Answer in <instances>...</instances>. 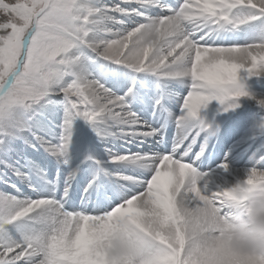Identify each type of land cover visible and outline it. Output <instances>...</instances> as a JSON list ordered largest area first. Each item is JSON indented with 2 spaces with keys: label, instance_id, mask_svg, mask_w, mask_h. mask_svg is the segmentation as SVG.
I'll list each match as a JSON object with an SVG mask.
<instances>
[{
  "label": "snow or ice",
  "instance_id": "1",
  "mask_svg": "<svg viewBox=\"0 0 264 264\" xmlns=\"http://www.w3.org/2000/svg\"><path fill=\"white\" fill-rule=\"evenodd\" d=\"M253 78L264 89V0H0V264H113L117 233L139 246L124 264H223L220 222L264 189V145L218 181L232 165L202 169L217 131L202 110L264 112ZM60 108L53 143L38 132ZM77 119L109 145L82 181L19 162L44 147L69 164Z\"/></svg>",
  "mask_w": 264,
  "mask_h": 264
},
{
  "label": "clouds",
  "instance_id": "2",
  "mask_svg": "<svg viewBox=\"0 0 264 264\" xmlns=\"http://www.w3.org/2000/svg\"><path fill=\"white\" fill-rule=\"evenodd\" d=\"M243 195V202L232 204L227 219L221 220L219 225L217 247L223 264L264 257V189H253ZM107 251L113 264H124L139 251V246L135 240L117 233Z\"/></svg>",
  "mask_w": 264,
  "mask_h": 264
},
{
  "label": "rangeland",
  "instance_id": "3",
  "mask_svg": "<svg viewBox=\"0 0 264 264\" xmlns=\"http://www.w3.org/2000/svg\"><path fill=\"white\" fill-rule=\"evenodd\" d=\"M249 85H250V87H251V90L257 95V96H264V89H260V88H257V87H255L254 89L252 88L253 86V84L252 83H249ZM244 100H247L248 102H249V100L248 99H244ZM252 103H254V104H256L253 100H250ZM250 103V102H249ZM211 104H213V105H217L218 106V108L219 109H217L218 111H220L221 112V106L217 103V102H211L208 106H210ZM243 108H245L246 109V106L245 107H243ZM216 111L214 110V112L213 113H215ZM206 113H207V111H206ZM58 115L60 116V115H64V118H62V122L64 123V120H65V113H64V110H63V108H60V109H58L55 113H54V116H53V118L52 119H50V120H48V121H46L45 123H44V127L47 125V126H50L49 125V121L51 122V127H50V130L51 131H58V132H61V127L63 126V124L60 122L61 120H58ZM213 115V114H212ZM242 115H245V113H242ZM206 116H208L207 114H206ZM52 117V116H51ZM54 117H56V118H54ZM54 120H58L59 121V123H56ZM257 120H258V122H259V117L257 118ZM230 121H232V119L230 120ZM229 121V122H230ZM53 125L55 126V127H53ZM170 125V124H169ZM168 125V126H169ZM244 125H246V124H244ZM173 126H175V125H173ZM241 129H240V128ZM73 131H72V135H75V136H78V138H74L73 136H72V141H71V147H70V152L71 151H77L78 153H81V154H85V159H87L88 157H92V151H94L95 152V154L94 155H96L98 158H102L103 156H105V154H107V153H105V154H103L101 151H99V148H102V149H105L107 152H108V147H109V145H108V142L106 141V140H101L97 135H96V133L92 130V128L88 125V124H86L82 119H77L76 121H74V123H73ZM237 128L238 129H240V131L242 132V126H237ZM243 129L245 130V128L243 127ZM41 131H42V133H40V135L42 134V136H47L48 138H51V137H49V135L47 134V132L45 131V130H43V129H41ZM230 131H231V129H230ZM229 131V132H230ZM173 133H175V132H172L171 133V135H173ZM62 134H63V132L61 133V136H62ZM220 134H221V132H220ZM39 135V134H38ZM53 137H55L56 139L57 138H60V136H59V134L57 133V132H55V134H54V136ZM52 139V138H51ZM116 142H118V141H116ZM214 148H215V150H216V145L214 146ZM257 148H259V145H256V148H254V149H252L253 151H255ZM101 149V150H102ZM96 150H98V151H96ZM31 151H33L34 153H35V155H37L40 159H42V160H46L45 158H44V153H42V152H38L37 150H35V149H31V150H29L28 151V153L26 154L27 155V157H29V155L28 154H31ZM223 155V154H222ZM108 156V155H107ZM234 156H235V158H239L240 157V154L238 153V152H236V153H234ZM106 157V156H105ZM244 157V156H243ZM242 157V158H243ZM56 158V157H55ZM107 158V157H106ZM29 159V158H28ZM23 160V159H22ZM30 160V159H29ZM73 160V158L72 159H70L69 161H72ZM30 161H33V162H35L36 164H39V163H37V160H33V159H31ZM93 161H95V159L93 160ZM220 162V160H218L217 159V163H219ZM0 163H3L2 161H0ZM94 163V162H93ZM92 163V164H93ZM207 166V165H206ZM240 167H242L241 165H240ZM40 168L42 169V171H45V173L47 172V169H46V166L43 164V163H40ZM62 168V166H60V169ZM0 171H3V169H0ZM238 174L237 175H239V176H241L242 177V175H240V173H242L243 171L242 170H238V171H236ZM52 173V172H51ZM10 175V174H9ZM48 177V176H47ZM50 177V176H49ZM48 177V179H50ZM222 178H226V177H222ZM229 180V179H228ZM52 181H57V176H55L54 177V179H52ZM230 181V180H229ZM234 182V181H233Z\"/></svg>",
  "mask_w": 264,
  "mask_h": 264
},
{
  "label": "bare ground",
  "instance_id": "4",
  "mask_svg": "<svg viewBox=\"0 0 264 264\" xmlns=\"http://www.w3.org/2000/svg\"><path fill=\"white\" fill-rule=\"evenodd\" d=\"M207 108V115L208 114H210V113H213L214 112V110L215 111H218L217 109H219L218 108V106L217 105H213V104H211L210 106H207L206 107ZM202 112H204V109L202 110ZM206 113V112H205ZM58 120H61V122H62V118H64V115H58ZM240 128V127H239ZM241 129V128H240ZM240 129H238L237 127L236 128H234V130L232 131H230V129H228V130H226L225 131V134H224V144L225 145H228V143H230V142H233L236 138H238V137H241L242 135H241V131H240ZM173 130L175 131L176 130V127L175 126H173ZM173 131V132H174ZM230 131V132H229ZM40 133H42V131L40 130L39 132H38V134L40 135ZM172 133V132H171ZM47 134L49 135V137H51V138H53V136H51L50 135V133L49 132H47ZM176 134V131H175V133H173V136ZM61 135V134H60ZM58 139V138H57ZM246 142V139L245 138H242V139H240V141L238 142V143H236V144H234V146H238V145H242V144H244ZM251 142V141H250ZM250 142H246L245 143V145L246 144H249ZM57 158V157H56ZM218 158V157H217ZM70 160V159H69ZM24 161V159L22 160V162ZM58 161H60V160H58ZM235 161V160H234ZM61 163H62V161H60ZM71 163H72V161H70L69 162V164H67V165H65L64 163H62V165H60V166H62V168H61V177L62 178H67L68 177V171H67V167L68 166H70L71 165ZM207 165V164H206ZM206 165H205V167H206ZM240 171V170H239ZM243 171V170H242ZM52 174V173H51ZM46 176V175H45ZM50 175H48V177H49ZM75 176V175H74ZM47 177V176H46ZM48 177H47V179H48ZM79 181H81V180H79Z\"/></svg>",
  "mask_w": 264,
  "mask_h": 264
}]
</instances>
